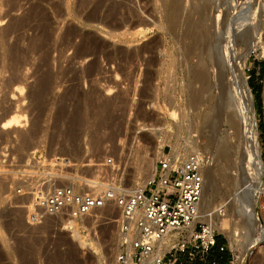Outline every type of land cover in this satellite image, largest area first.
<instances>
[{
  "label": "rangeland",
  "instance_id": "1",
  "mask_svg": "<svg viewBox=\"0 0 264 264\" xmlns=\"http://www.w3.org/2000/svg\"><path fill=\"white\" fill-rule=\"evenodd\" d=\"M0 19V120L11 107L23 108L28 118L17 131L0 127V168H14L40 148L47 157L84 162L92 178L110 177L114 172L103 161L112 157L117 183L128 192L146 181V161L156 160L162 146L200 149L212 157L217 174L205 186L198 220L227 202L222 218L232 225L242 218L230 205L234 187L247 177L238 107L227 92L219 94L216 82L202 89L192 73L202 55L199 35L212 22L211 35L232 44L264 164V0H0ZM246 31L260 39L241 58ZM223 79L227 88L226 72ZM196 90L198 103L192 102ZM76 115L78 125L72 122ZM217 140L229 148L226 158L218 156ZM2 152L9 153L5 162ZM9 178L0 172V264H123L115 206L74 220L77 234L65 216L29 225L28 200L10 191ZM254 210L263 218L259 240L252 243L257 235L249 225L232 241L224 232L230 264H264V196Z\"/></svg>",
  "mask_w": 264,
  "mask_h": 264
},
{
  "label": "built area",
  "instance_id": "2",
  "mask_svg": "<svg viewBox=\"0 0 264 264\" xmlns=\"http://www.w3.org/2000/svg\"><path fill=\"white\" fill-rule=\"evenodd\" d=\"M160 149L151 177L131 192L104 176L93 179L84 171L89 166L84 162L60 154L47 158L40 148L29 150L23 162L10 165L14 168L1 167L0 172L10 177V191L28 200L25 221L29 225L41 224L49 217L81 218L112 204L119 211V262L125 264L130 248L133 263L140 264L154 250L155 243L169 234L170 244L154 264H177L180 254L189 263L215 264L209 251L217 236L225 235L211 218L216 211L224 210L225 203L208 211L204 221L197 219L189 232L190 224L198 217L203 167L209 157L200 149L171 151L170 145ZM1 156L5 162L9 153L2 152ZM103 163L104 167L113 165L112 157H106ZM253 196L256 202L264 196V177ZM254 213L260 222L262 215L256 210ZM226 247L232 251L229 240Z\"/></svg>",
  "mask_w": 264,
  "mask_h": 264
},
{
  "label": "bare ground",
  "instance_id": "3",
  "mask_svg": "<svg viewBox=\"0 0 264 264\" xmlns=\"http://www.w3.org/2000/svg\"><path fill=\"white\" fill-rule=\"evenodd\" d=\"M176 9H177V7H176ZM215 11H218V13H222V12H220V8L219 7L217 9L215 8ZM217 16H219V14ZM217 16H216V22H215L216 29L218 30V32H220L222 34V32H224V31L220 30V27H221L220 22L221 21H220V19L218 20L219 17H217ZM0 21H1V19H0ZM94 21L98 22L97 19H95ZM209 21H210V19H209ZM193 22L195 23V21H193ZM211 26H212V22H211V24H209V26L207 28H205L206 30L203 29V32L200 31L202 33H201V35H199L201 37H199L200 40H198V41H200V43L198 42L199 46H197V48L200 49L198 51H200V53L202 55L200 54L201 56L199 57L198 63L194 67V70H193L192 74L194 75L195 80L198 83L201 84V88L202 89H204L203 85L204 86L206 85L208 87H213L215 85V82H216L217 87L219 88V94H223V92H227V94H226L228 96L227 99H230V100L234 99V102L236 103L234 108L238 107L237 110H239V113L237 112V114L239 115V120L238 121H240L239 122L240 124L239 123L238 124L241 127L240 129H241V134H242L243 143H244L243 147H242L244 150H242V151L244 152L243 155H245V160H246L245 161L246 162V166L245 167L247 169V172H246L247 177H246V179L243 182L241 181L242 183H240V184L237 183L236 184V186L233 189V193H232L231 199H230V205L237 207V215L236 216H238V217L242 216V218L238 219L237 222L234 225L231 224V221L228 218H222L223 216H225L227 214V212H226L227 210H225L227 205L229 207V203L227 202L223 211H216L213 214V216L221 217V219H219L218 221H215L213 219H211V220H212V224L214 226H216L219 230H222V231L227 232V233L230 234L228 236L231 239V241H232V238H236L238 235L244 233V232H242V229L245 228L243 226L249 225V226L253 227L254 230H255V233L257 235L253 240H251L252 243H253L256 240H259L258 238L262 235V228H261L262 225L259 224V222L256 220V217L254 215V206H255V202L256 201L255 202L253 201L252 193L258 187L260 188V185H261L260 181L263 180V177H264V165H263L262 160H261V158L259 156L257 135H256L255 129H254L253 124H252L253 111H252L251 107L248 105V103L246 102L244 96L242 95V87H241L242 86L241 85L242 73H237L236 72V68H235L236 67L235 66L236 58H235V55H234L233 47L231 46L232 44H230L231 42H230V39H229L228 36H227L228 40H225V42H224V39H223L224 36L222 37L221 34H220V36H221V39L223 40V43L221 44L220 42H218V38L213 37L214 35L213 36L211 35V32H210V27ZM118 27H116V29H118ZM211 30H212V27H211ZM214 30H215V28H214ZM247 33H248L247 31H246V33H244L245 37L247 39H246V42H245L246 46L244 45L245 47L242 50L241 58H243V56H245L247 53H249L251 50H253L255 48V46L258 44V41L260 39V34H257L255 36H250ZM209 67L211 68L212 73L214 72V74L217 76L216 81H211V76L208 73V70H209L208 68ZM225 72L229 76V79H228V82H227V84H228L227 88H225L226 87L225 85H224L225 87L221 86V84H222L221 82L224 80L223 78L225 77ZM16 87L18 89H22V87H20V86H16ZM41 87H43V84L41 85ZM196 91H194L195 93L192 95V99H193L192 102L194 101V103L195 102L198 103V101H197L199 99L198 95L201 94V93L198 94L199 90L197 91V93H196ZM19 93H20V91H19ZM237 99L239 100L238 101L239 103H237ZM242 103H244V104L242 105ZM27 119H28L27 115L24 113L23 108L11 107L8 110H6L5 115L1 118L0 127L2 129H5V130H7V129H11V130L13 129L14 130L15 129L17 131L18 130L17 127L25 125L26 122H27ZM79 119H80V117L76 115V116L73 117V121L72 122L77 124ZM22 121H24V123H22ZM226 121H227V117H226ZM79 122H81V121H79ZM73 126H74V124H73ZM28 135L29 134L27 133V137H28ZM24 136L26 137V135L23 134L21 136V138H24ZM210 137H211L210 139L212 140V138L214 136L210 135ZM214 140H215V137L213 138L212 141L214 142ZM215 144H216L217 149H218V151H217L218 152L217 153L218 156H220L221 158H226L227 155H228V149L229 148H227V146L224 143H222L220 140L215 141ZM179 148L180 147L179 146L177 147V145H172L171 146V151H178ZM181 151L188 152V151H192V150H181ZM208 157H209L208 163H206L204 165V167H203V189H202L201 200L199 202L198 217L190 224L189 232L192 231V226L194 225L195 221L197 219H199L200 216H203L202 215L203 213L201 214V212H202L201 206L206 204L204 202L205 199L202 197V196H204V193H205V190H206L205 186L207 185L208 182L213 181L214 176L217 174V172L215 170V166L216 165H215V163L212 162V157L210 155H208ZM47 158H49V157H47ZM146 162H147V166H145L146 167L145 171H146V169L148 170V171H146V173L148 172V174H147L148 177H146L148 179L149 177H151V175H152V173L154 171L155 159L154 158L153 159L152 158H148V160ZM208 165H210V166H208ZM106 167L111 169L114 172V173L111 174L110 177H108V175H107L106 176V180H109V181L110 180H114V181H116L115 183H117V181L119 182V179H117V175L119 174V170L116 168V165L114 164V162H113V165L106 166ZM139 169H141L140 166L138 167V170ZM246 174H244V175H246ZM97 178L98 177L93 178V179L96 180ZM233 178H234V176H233ZM144 183H145V181H144ZM144 183H142L140 186H143ZM135 187H137V186H135ZM135 187H132L130 190L128 189L127 191L131 192V191L134 190ZM206 188H207V186H206ZM216 190L214 189V191H215L214 193L215 194H217ZM245 195L248 196L249 200L245 201ZM214 207L215 206H213V208ZM211 209L212 208L209 207V210H211ZM206 210L207 209H205L204 211H206ZM216 215H218V216H216ZM76 219H79V218H76ZM76 219L75 218H71V220L67 219L68 221L67 220L66 221L68 222V224L72 225L73 231L76 232V234H77L78 226L76 224H74V222H75L74 220H76ZM245 234H246V232H245ZM252 234H253V232H252ZM168 238H169V234H166V236H163L162 238H160L155 243L154 250L148 256L144 257V259L141 261V264H154L155 258L160 256L163 253L164 249L169 245L167 240H166ZM131 252H132L131 249L128 248L125 264L126 263L127 264H132L133 263L132 262V258H131Z\"/></svg>",
  "mask_w": 264,
  "mask_h": 264
},
{
  "label": "crops",
  "instance_id": "4",
  "mask_svg": "<svg viewBox=\"0 0 264 264\" xmlns=\"http://www.w3.org/2000/svg\"><path fill=\"white\" fill-rule=\"evenodd\" d=\"M221 241L216 242V244L210 249L209 251V258L210 260L215 259L216 263L215 264H230V260L232 257V253L229 251V249L226 247L228 238L221 235L219 236ZM223 245L224 249L220 250L219 246ZM177 264H211L210 261L207 262H200L196 261L193 263H189L185 256L183 254L179 255V262Z\"/></svg>",
  "mask_w": 264,
  "mask_h": 264
},
{
  "label": "trees",
  "instance_id": "5",
  "mask_svg": "<svg viewBox=\"0 0 264 264\" xmlns=\"http://www.w3.org/2000/svg\"><path fill=\"white\" fill-rule=\"evenodd\" d=\"M252 88V87H251ZM253 89V88H252ZM256 92H257V90H255ZM254 93V92H253ZM219 241H221V239H220V237L219 236H217V238H216V242H219Z\"/></svg>",
  "mask_w": 264,
  "mask_h": 264
}]
</instances>
